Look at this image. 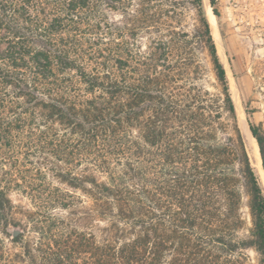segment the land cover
Masks as SVG:
<instances>
[{"label":"trees","instance_id":"obj_1","mask_svg":"<svg viewBox=\"0 0 264 264\" xmlns=\"http://www.w3.org/2000/svg\"><path fill=\"white\" fill-rule=\"evenodd\" d=\"M182 1L198 14L190 39L145 10ZM110 3L126 0H0V147H19L26 132L58 147L67 165L60 179L86 195L91 215L107 224L102 240L71 228L72 219L51 208L72 215L79 200L61 192L28 215L39 233L32 260L226 264L253 249L264 264V188L204 0H140L131 33L154 22L165 32L146 54L130 40L108 41ZM211 5L219 16L215 0ZM195 43L207 52L218 94L197 83ZM249 127L264 169V130ZM244 196L247 236L238 232ZM10 204L0 188L4 223Z\"/></svg>","mask_w":264,"mask_h":264},{"label":"rangeland","instance_id":"obj_2","mask_svg":"<svg viewBox=\"0 0 264 264\" xmlns=\"http://www.w3.org/2000/svg\"><path fill=\"white\" fill-rule=\"evenodd\" d=\"M127 1L125 4L110 3L105 6V22L112 32L106 38L112 45L115 41L130 40L135 43L134 49L140 48L144 54L149 53L165 32L158 28L159 23L154 22L155 26L139 29L132 34V18L133 15L140 16V0H133L131 3ZM204 2L219 56L227 70L237 115L239 111L238 123L243 129L247 144L250 139V135L247 137L248 129L250 131L249 121L260 124L264 130V0H215L219 16L214 13L211 0ZM145 10L155 14L157 20L170 23L172 29L176 27L177 31L187 33L188 39L193 36L195 27L199 24L196 8L187 1H182L175 8L165 4L161 7L148 6ZM161 11L165 13L160 20ZM194 47L200 64L196 72L198 85L206 86L211 93L218 94L219 86L206 50L197 43ZM247 108L251 111L250 117L247 115ZM58 128L61 129V126ZM57 148L55 145L40 143L28 132L21 135L19 147H0V188L7 190L11 201L8 222L0 220V264H41L39 260L34 262L31 257L35 254L33 249L37 247L39 233L28 215L37 206L43 209L46 200L55 198L64 191H69L79 200L72 207L75 214L69 215V209L61 207H55V210L51 208V211L62 219H72L74 224L71 223V228L77 232H85L87 236L93 232L100 240L105 235L102 228L107 224L102 220L97 221L91 215L90 199L60 179L59 173L67 165L59 159L62 154ZM254 167L264 188L262 161V171L256 169L255 162ZM246 202L247 198L244 196L241 211L244 224L238 231L241 236L249 234L252 224ZM16 227H20L22 231L13 237L12 229ZM21 234L19 240H13ZM226 264H258V255L253 249H247L240 254L230 255Z\"/></svg>","mask_w":264,"mask_h":264},{"label":"bare ground","instance_id":"obj_3","mask_svg":"<svg viewBox=\"0 0 264 264\" xmlns=\"http://www.w3.org/2000/svg\"><path fill=\"white\" fill-rule=\"evenodd\" d=\"M249 135H250V139L248 140V146L250 148L251 155L253 156V159H254V162L256 165V169L259 171H262L260 168L262 160H261V154H260L259 146H258L256 139L252 136L251 132L248 129L247 137H249Z\"/></svg>","mask_w":264,"mask_h":264},{"label":"water","instance_id":"obj_4","mask_svg":"<svg viewBox=\"0 0 264 264\" xmlns=\"http://www.w3.org/2000/svg\"><path fill=\"white\" fill-rule=\"evenodd\" d=\"M22 229L20 227H16L12 229V235L13 237L17 236L19 233H21Z\"/></svg>","mask_w":264,"mask_h":264}]
</instances>
